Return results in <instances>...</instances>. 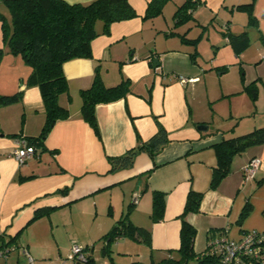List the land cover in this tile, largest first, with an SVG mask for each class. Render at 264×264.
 Masks as SVG:
<instances>
[{
  "label": "crops",
  "instance_id": "1",
  "mask_svg": "<svg viewBox=\"0 0 264 264\" xmlns=\"http://www.w3.org/2000/svg\"><path fill=\"white\" fill-rule=\"evenodd\" d=\"M127 1L135 18L113 23L107 34L95 37L90 59L63 63L69 92L57 101L69 118L53 125L21 166L12 151L20 140L40 135L45 115L38 88L24 84L29 67L6 61L20 73L0 84V94L21 92L22 97L0 108V240L36 261L49 264L51 257H62L71 239L61 248L57 236L74 227L90 226L82 237L69 236L80 244L102 243L129 209L128 221L151 236L150 246L137 243L142 248L133 249L147 253L148 263H159L179 248V218L190 191L202 194L199 211L185 218L196 231L195 254L204 253L207 242L220 235L235 241L243 232H264V143L234 156L217 189L209 187L217 164L214 145L264 128V0H191L192 16L183 24H176L174 15L187 0H167L151 15L146 11L152 0ZM250 3V11L237 8ZM191 24L201 32L196 38L190 36ZM95 26L101 32V23ZM208 27L213 35L208 46L214 51L206 67L190 59L188 40L198 39L197 46ZM224 31L254 35V40L249 37L248 46L237 54ZM96 70L105 87L122 79L130 82L124 98L96 105L98 136L79 113L80 91L91 86ZM178 76L196 80L183 85ZM249 86L254 87L250 94L245 91ZM198 125L208 126L207 131H199ZM159 129L167 142L153 158L140 153L131 168L108 173L107 157L125 154L138 139L147 142ZM253 158L260 165L254 178L244 182L243 168ZM63 189L67 194L59 193ZM153 191L163 193L165 201L163 219L155 223L150 220ZM133 195L139 199L130 206ZM246 201L252 211L239 225ZM36 212L45 214L33 220ZM127 242L116 240L114 246L123 244L124 250L110 246L112 254L130 248Z\"/></svg>",
  "mask_w": 264,
  "mask_h": 264
},
{
  "label": "trees",
  "instance_id": "2",
  "mask_svg": "<svg viewBox=\"0 0 264 264\" xmlns=\"http://www.w3.org/2000/svg\"><path fill=\"white\" fill-rule=\"evenodd\" d=\"M166 2L167 0H152L148 5L147 14H158ZM0 4L7 8L10 17L8 20L0 13L1 42L8 47L9 54L19 56L29 67L30 73L24 84L26 87H37L43 103L45 121L41 133L38 137L25 139L28 145L36 150L43 144V138L51 131L53 125L69 118L68 110L61 107L57 101L61 95H68L69 92L68 82L63 73V63L74 59H90L91 42L95 37L100 34H107L110 25L113 23L135 18L137 14L127 0H92L86 4H68L63 0H0ZM193 5L191 0H187L175 10L176 24L189 22ZM250 6H252L251 3L250 5H240L237 8L250 11ZM97 23H101V32L96 30L95 25ZM223 36L233 46L237 54L249 44V37L246 33L234 36L225 32ZM188 42L194 48L193 53L190 54V59L195 60L197 54L195 46L198 39L188 40ZM129 91L130 82L127 79H122L116 86L105 87L98 71H95L91 86L80 91L82 105L79 112L81 118L94 131L95 136L99 135L94 112L96 105L121 100ZM245 91L250 94L254 91V87L249 86ZM21 97V92L12 95L0 94V108L20 102ZM263 141L264 128H257L248 134L223 139L219 144L214 145L217 164L213 168L210 189H217L221 180L229 174L231 159L234 156L240 155L249 147L263 144ZM166 142V136L162 129H159L157 134L147 142L138 139L137 145L125 154L114 158L107 157L106 161L110 165L108 173L113 174L131 168L134 158L140 153H146L150 158H153ZM59 193L67 194V189H63ZM187 194L183 213L179 218L181 220L179 248L174 252L170 251V254H175V256H167L157 264H214L216 262L215 256L208 255L206 252L199 255L194 253L193 242L196 231L185 218L188 214L199 211L202 194L193 191ZM151 196L150 220L155 223L163 219L165 201L163 193L153 191ZM131 197L130 206H134L138 199L134 195ZM251 211L252 206L249 201H246L240 216H238L239 225L243 223ZM44 214L45 212H38L33 220H38ZM128 215L129 209L121 219L116 221L112 230L101 238L103 240L101 254L107 259V264H117L112 259L110 246L118 239L129 238L136 244L140 243L146 246L151 244V236L148 230L131 224L128 221ZM250 232L258 233L259 231L243 232L241 235ZM221 236L213 239H218ZM10 246L12 245L1 243L0 240V250ZM82 248L83 252L88 255L87 264H96L91 255L93 247L87 248L85 246ZM75 263L82 264L80 262ZM130 264L155 263H144L137 260Z\"/></svg>",
  "mask_w": 264,
  "mask_h": 264
},
{
  "label": "rangeland",
  "instance_id": "3",
  "mask_svg": "<svg viewBox=\"0 0 264 264\" xmlns=\"http://www.w3.org/2000/svg\"><path fill=\"white\" fill-rule=\"evenodd\" d=\"M0 13H2L3 15L5 14L6 17L10 18L8 10L3 4H0ZM191 26H192L193 33H190V36L192 38H196V36H198L201 32H200L199 28H197V26H194V24H191ZM0 29H1V24H0ZM216 30L218 33L219 30L218 29H216ZM210 31H211V28L208 27L205 30V32L202 33L200 41L197 44V46H195L196 50H197L196 59L201 60L202 64L206 67L210 66L211 61H209V60L212 57L211 52L214 51L212 48H210V46H208L210 44V42H209L210 38L213 36L212 34H210V33H212ZM216 35H217V37H219L218 34H216ZM253 37H254V35H252L250 37L251 40H254ZM1 41H2V37H1V30H0V52H1V54H0L1 55L0 56V84L1 83L3 84L4 81H6L8 78H11V79L15 78L16 75L20 73V68L18 66L12 68V67H10L11 64L10 63L7 64L6 61H18L19 62V61H23V60L19 56L17 57V56H13L12 54H9L8 47L5 46ZM193 51H194V48L192 47V49H190V52L193 53ZM203 60H206V61H203ZM85 226H86V228H90V226H88V225H85ZM85 226L82 225L79 228L74 227L71 229H67L65 231V235L63 234L64 237L61 236V238H60L58 235L57 237L59 239H57V237L55 238V239H57V242L59 243L61 248H63L65 246V242H68L69 239H71L70 245L68 247L67 252H64L62 257H59V258L58 257L57 258L51 257L53 260H51L52 262H50L49 264H76L75 262H69V261L65 260V259H67V256L70 254V250H71L70 247H71L73 242H76L78 245H81L82 247H85V244L82 245L79 242H77L76 240H74V238H71L69 236L82 237L85 233V231H84ZM125 239H127L129 241L127 243H129L130 248H127V249L125 248L124 252L118 251V252H120L119 253L120 255L118 256L116 250H124L123 249L124 247L122 246L123 244L118 245V247L114 246L115 244H112L111 247L116 249V250H114L115 253L112 254V259H114V261L117 264H129L130 258H132L133 261L138 260V261H141L144 263H148L149 261H148V258L146 257L147 253H145V252L142 253L139 250L133 249V247L142 248V246L136 244V242H134L133 240H131L129 238H125ZM101 246H103V242L98 243V241H96L95 245H89L88 247H93V249L91 250V255L94 258L93 260H95L96 264H104V262H106V264H107V259H105V257H103L101 254ZM11 247H12V250H10L9 256H7L6 258L0 257V261L2 263H5V264H30L29 262H27L28 260L26 261V258L23 256V252H24L23 249L22 250L19 249L20 251H18V250H16L17 249L16 246L12 245ZM29 255L32 259L33 264H46V263H48V262L44 263V262H41L39 260L36 261L32 254H29ZM154 262H155V264H157V262H158L157 259H155Z\"/></svg>",
  "mask_w": 264,
  "mask_h": 264
},
{
  "label": "built area",
  "instance_id": "4",
  "mask_svg": "<svg viewBox=\"0 0 264 264\" xmlns=\"http://www.w3.org/2000/svg\"><path fill=\"white\" fill-rule=\"evenodd\" d=\"M227 41V40H226ZM180 84L186 85L187 83L194 82L196 79H187L182 76L176 77ZM34 148L25 140H20L17 148L12 151V157L16 162V165L21 166L26 163L34 154ZM260 165V160L253 158L247 162L243 168V181H251ZM137 199L139 196L135 195ZM263 232H250L241 235L239 239L233 240L228 238L226 235L221 236L218 239L210 240L205 250L208 255L215 256L216 262L214 264H264V234ZM70 254L67 256V261L80 262L87 264V253L83 252L81 245L73 242L71 245ZM12 247H3L0 250V257L6 258L7 254L10 253ZM27 262L32 264V259L24 251Z\"/></svg>",
  "mask_w": 264,
  "mask_h": 264
},
{
  "label": "water",
  "instance_id": "5",
  "mask_svg": "<svg viewBox=\"0 0 264 264\" xmlns=\"http://www.w3.org/2000/svg\"><path fill=\"white\" fill-rule=\"evenodd\" d=\"M197 129L199 130V131H207V129H208V126H205V125H198L197 126Z\"/></svg>",
  "mask_w": 264,
  "mask_h": 264
}]
</instances>
